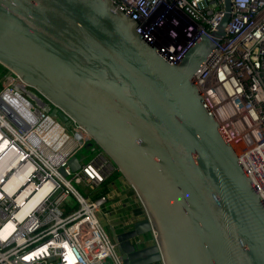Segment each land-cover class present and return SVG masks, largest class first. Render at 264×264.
Segmentation results:
<instances>
[{
  "label": "water",
  "instance_id": "95a60500",
  "mask_svg": "<svg viewBox=\"0 0 264 264\" xmlns=\"http://www.w3.org/2000/svg\"><path fill=\"white\" fill-rule=\"evenodd\" d=\"M230 7L171 62L112 0H0V64L89 134L144 209L110 227L122 264H264V202L193 81Z\"/></svg>",
  "mask_w": 264,
  "mask_h": 264
},
{
  "label": "built area",
  "instance_id": "2783aa9c",
  "mask_svg": "<svg viewBox=\"0 0 264 264\" xmlns=\"http://www.w3.org/2000/svg\"><path fill=\"white\" fill-rule=\"evenodd\" d=\"M112 2L171 62L186 46L166 19L177 20L193 42L211 37L225 12V0ZM230 6L224 35L193 81L264 202V0H230ZM3 68L0 135L8 143L0 151V264H122L98 218H106L108 194L95 196L118 167L83 128L54 117L52 102ZM74 155L80 168L71 171ZM12 178L9 192L4 186ZM45 184L48 192L20 216ZM6 225L12 230L4 235Z\"/></svg>",
  "mask_w": 264,
  "mask_h": 264
},
{
  "label": "crops",
  "instance_id": "0c3cea01",
  "mask_svg": "<svg viewBox=\"0 0 264 264\" xmlns=\"http://www.w3.org/2000/svg\"><path fill=\"white\" fill-rule=\"evenodd\" d=\"M104 208L110 237V227L114 228L117 234L124 233L131 228L134 222L145 219V212L137 195L127 181L121 179L120 176L111 184L108 204ZM152 240L151 233L138 235L134 239L140 247L153 243ZM112 241L115 243L113 239Z\"/></svg>",
  "mask_w": 264,
  "mask_h": 264
},
{
  "label": "bare ground",
  "instance_id": "6f19581e",
  "mask_svg": "<svg viewBox=\"0 0 264 264\" xmlns=\"http://www.w3.org/2000/svg\"><path fill=\"white\" fill-rule=\"evenodd\" d=\"M7 143H8V141L3 139L0 135V151L4 150L7 147ZM15 180H16V178H12L9 181V183L7 184L8 186H4L7 191L11 192L14 189V186H11V182L15 181ZM49 188H50L49 184H45L42 187H40L38 189V191L36 192V194L31 199V201H29L28 203L23 205V208H22L21 212L19 213V215L20 216L24 215L29 209L34 207L37 204V202L48 192ZM11 230H12V228L9 225H6L4 230H3V234L6 235Z\"/></svg>",
  "mask_w": 264,
  "mask_h": 264
},
{
  "label": "rangeland",
  "instance_id": "374dc122",
  "mask_svg": "<svg viewBox=\"0 0 264 264\" xmlns=\"http://www.w3.org/2000/svg\"><path fill=\"white\" fill-rule=\"evenodd\" d=\"M164 22L167 23L168 26H170V30H171V33L173 34V36L178 37L180 39L182 46L185 45L187 48L192 43V42H190L191 37L185 36L183 28L180 27L179 23H177L178 22L177 20L166 19ZM79 155H80V153H79ZM121 179H123V178H121ZM107 204H108V202H107ZM107 204H106V206H107ZM98 218H99L102 226L107 230V228L109 227L108 226L109 224H108L106 218H104L103 216H100L99 214H98ZM108 264H115V263H114V261H110Z\"/></svg>",
  "mask_w": 264,
  "mask_h": 264
},
{
  "label": "trees",
  "instance_id": "16d2710c",
  "mask_svg": "<svg viewBox=\"0 0 264 264\" xmlns=\"http://www.w3.org/2000/svg\"><path fill=\"white\" fill-rule=\"evenodd\" d=\"M4 68L3 66L0 64V74L3 72ZM120 172H115L112 175H110L100 186L98 192L95 194V196H98L100 194H108L110 191V186L111 184H113L115 181L118 180L119 176H120Z\"/></svg>",
  "mask_w": 264,
  "mask_h": 264
}]
</instances>
